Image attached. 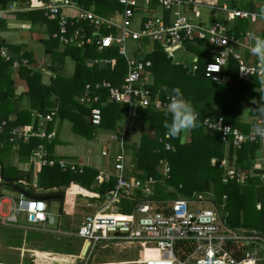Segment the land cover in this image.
Segmentation results:
<instances>
[{
    "label": "crops",
    "instance_id": "1",
    "mask_svg": "<svg viewBox=\"0 0 264 264\" xmlns=\"http://www.w3.org/2000/svg\"><path fill=\"white\" fill-rule=\"evenodd\" d=\"M73 1H77L78 4L84 9V5L81 3V0ZM44 2L45 0H13L7 4L6 9H0V16L4 18L3 24L7 28L5 29L3 26L0 28V44L4 41L14 44L24 43L25 49H31L33 51V57L38 59L40 58L39 64H48L47 60L50 59L49 56L51 53H53L56 58H59L62 55L60 53H56V51H58L57 46L48 48V45L44 43L41 47H39V45L37 46L36 41H34L37 38L42 37V31L45 30V25H43L37 19L34 24H30V19L36 18V16H34L36 14L35 12H42L38 6ZM221 6H226L229 11L245 10L249 12H256L260 16L255 21L239 18L227 20L226 14L222 11ZM91 8L93 10V7ZM152 11L157 13L162 18L164 24H169L174 16L178 13L185 14L187 17H193L195 12H199L198 20L201 22L207 23L212 22L213 20L222 21L227 26L228 35H233L239 41V43L232 44L233 49L240 53L241 60L247 63L252 62L256 58V56L250 53L248 48L253 46L254 43V41L250 38V34L264 37V0H194V3L190 6L183 5L171 11H166L157 5L154 6ZM23 13H28V15H22ZM63 14L65 19H67L69 22H74V24H83L84 20L82 19H78V22H76L77 15L74 9L64 10ZM110 15L118 23L121 22V16L118 7L113 8ZM136 15L139 16V19L137 21L136 28H131L133 31L138 30L143 21L141 16L142 11H137L132 19ZM117 16L120 17V20L116 19ZM57 23L58 22L56 21L55 24ZM90 28L91 25L89 28H86V32H88ZM14 29L19 30L22 32V34L11 41L10 35L9 37H6L5 35L9 34V32ZM22 29L25 30L21 31ZM72 30L73 26L68 29L70 33L66 32V37L72 35ZM80 31L82 34H84L85 27H80ZM100 32L104 35L112 34L113 36H118L120 34V29L118 27L106 28L102 26ZM246 33H249L248 37H246ZM57 34L60 35V31ZM31 41L34 42L31 43ZM128 41H132L134 44L131 51L128 50ZM108 48H115L116 51L115 54H113L115 58H123V60L120 59L119 61L124 73L122 80L115 79L112 80L114 82L111 83V81L108 79H101L103 81H108L113 85L120 84L126 76L127 57L144 58L150 61V66L146 70L144 77L148 81L145 86L151 90L152 96L157 95L160 98H164L170 93L169 91H166V87L161 84L158 86L159 90L154 89L156 84L155 81H157V77H159L158 75H161L167 79V82L172 81L174 83V87L171 88L179 87L178 85H180L183 81L187 84L186 86L185 83H182L181 88H179L184 94V97L193 105L194 109L198 113V117L199 115L204 116L203 119L206 117L214 118L217 116L216 114L218 111H222L226 117H230V120L234 121L233 119H235L236 121L248 124L245 125L247 128L250 127L247 130H242L236 127L242 132H248L252 129L253 125L256 124L260 114L264 113V101L259 99V92L264 91L262 79L258 76H250L246 79L239 78L237 76V67L239 63L238 60L231 56L228 58L226 67L223 68L220 74V82H213L204 77V66L212 59V54L211 47L203 40L185 42L184 44L173 48L170 53L162 49L158 43L146 37L140 38L138 40L128 38L125 41L127 53L126 56L119 54V46L116 42H114ZM104 49L106 48L98 49L97 46H95V48H87V50H91L93 52L89 56H86V66L90 68L94 66H97L98 68L107 67V65L110 64L109 59L96 56L99 54H105V52L102 53ZM179 50H184L186 53H193L192 57L190 58V63H185L176 59L175 56ZM155 52L165 54V56L170 60H166V63H163V61L159 60L158 62L160 63L157 62L158 65H155L154 61H152V56L155 54ZM157 53L156 55H158ZM42 58L44 59L42 60ZM115 58H113V66L116 63ZM64 64L65 72L68 73L69 76L74 77L76 64L74 65L70 58L67 57L65 58ZM172 66H179L177 68L180 69V72L174 74L177 76V78L169 73V69ZM51 73L52 72L50 71L48 74ZM14 74L18 76L16 77V80L20 82L16 94L20 93L21 97L14 95L12 100L9 102V109L10 111L16 110L17 112L26 110L32 112L31 116L33 121L29 122V127L25 128L24 130H33L35 134L27 141H22L19 138L16 140H11V131L9 130L10 132L9 134L7 133V138L0 140V264H32L30 262L31 254L38 255L44 252L52 255V251L58 249L56 245L58 244V240L66 241L73 235L79 237L77 235L78 226L81 224L86 215L100 209L108 212H134L135 201L132 199L121 198L119 202H116V205L115 203H110V195H108V190L115 185V177H113L108 182L98 184L95 180V176L101 171L113 172V164L116 160V155L119 152V146L121 145L120 141H122V144L125 145V175L127 177L139 178V176L134 174L135 152L139 147L138 145L140 144V139L143 136L142 131L145 132V130L148 129V125L143 122L142 119L136 118L134 108L131 111L127 109V113L120 115V117L115 122L114 132L111 130L98 128V130L104 131H100L98 134H96L97 136L93 140H87L83 136L77 134L73 130L71 122L68 120L59 121L58 119L55 121V123L50 124L49 133L53 134V136L47 138V134L46 137H44L43 135L46 133V128H49V125L47 124L48 121H44L41 115H39V117L42 119H36L37 121L35 120L38 111L37 109L32 108V104H29L30 98L27 95L25 81L18 75L17 71H14ZM186 74L187 76H190V78H187ZM191 77L196 78L192 79ZM251 79L256 80V82L254 83L253 89L246 92V94H248L247 98L245 93L244 95H241L238 91L233 90L235 87L237 89L236 83L250 81ZM202 80H205L207 84H201L200 81ZM183 86L186 87L184 91L182 89ZM202 90H206L207 93H203ZM82 93L81 95H83ZM234 94L236 97H233ZM102 96L103 93L100 94V99ZM256 102L258 104H255ZM104 103L105 101L103 104ZM54 104V107L56 108L59 106V102H55ZM219 105H222L220 109H218L220 107ZM135 106L137 105L135 104ZM160 112H167V110H161ZM167 115L166 121L170 122L171 117L169 114ZM208 131L211 133H216V131ZM180 136V144H187L190 141V130L181 133ZM165 137L168 138L166 135ZM41 139L43 142H51V147H49L48 152L50 156L65 158L78 164L82 168L83 166H86L91 169L89 170V174L91 173V183H89L86 179L81 180L75 172L70 171L68 174H63L64 172L62 170H57L55 167L43 168L40 165V162L42 159H46V151L44 152L43 150L42 154L41 152H38L37 155L34 154L38 150V147L42 145ZM167 141L166 144L170 145V143ZM34 142L36 144H33ZM252 143L257 144L258 148L255 150L254 159L252 161L253 163L250 165V168L242 169L235 164H229L228 149H226L224 157L221 159V161L224 160L227 162V164L236 166L246 175H255L254 170L256 167L264 169V141L258 140ZM229 145H232V143ZM229 145H227V148ZM97 146L100 147V153L96 151ZM131 147H134V149L132 150ZM103 151H106L107 153L103 155ZM212 160H216L217 164L218 159L216 157H212L210 159L211 165L215 166L216 164H212ZM164 161L168 163L166 159H164ZM156 170L158 171V177H162V167L160 164L157 166ZM143 176H145V174H142L140 177ZM147 177L148 176H145L139 179H145ZM169 177L170 170L165 182L155 186L156 194L153 197V201H155L153 202V205L157 209L159 205L162 204L160 203L161 201L173 200V198L158 197V189H161V186L164 187L165 193L176 190L174 186L168 184L167 181ZM244 180L240 182L237 180L236 181L242 184L244 183ZM261 182L264 184L262 180ZM23 193L27 196V198L43 199L46 202L47 215L44 222L38 224H29L26 220L27 222L24 221L19 223L18 216L21 213L17 214L16 221L7 220L11 215V210L14 207L15 201L20 196V194ZM197 193L205 195L203 196L201 202L200 200H197V197H194ZM132 194L139 196L141 193L137 190H134ZM179 197L194 199L195 202L190 203V206L193 209H197L198 207L213 206L219 208L220 206L213 195V191H194L189 197ZM128 200H130V202H128ZM123 201L128 202L127 205L131 206L128 211L123 210ZM260 207L261 204L257 203L256 208L260 209ZM22 215L25 217L24 214ZM225 216L226 215H224V217ZM73 229L76 231V233L73 232ZM102 242L103 245H105L107 244L106 242L111 241ZM85 243L86 242L83 241V247ZM245 244L248 246L247 248H242L239 245L236 246L243 255L246 251L251 252L255 249L252 244ZM146 246L154 248L152 245ZM182 247L181 245H176L175 253L184 255L183 249L185 250V248ZM95 248L96 246L92 249V251L89 250L88 244L86 253L91 251L89 253L92 254ZM227 250L229 251L228 248ZM154 251L155 253L153 255L157 256L158 251L155 249ZM229 252L231 253V251ZM86 253L82 256H85ZM84 264H88V261H86V263L84 261ZM139 264L142 263L140 262Z\"/></svg>",
    "mask_w": 264,
    "mask_h": 264
},
{
    "label": "built area",
    "instance_id": "2",
    "mask_svg": "<svg viewBox=\"0 0 264 264\" xmlns=\"http://www.w3.org/2000/svg\"><path fill=\"white\" fill-rule=\"evenodd\" d=\"M123 6L120 11L121 22L118 23L113 17H103L94 13L92 10L83 9L77 1L73 0H48L40 4L39 9L43 10L45 15L60 18L59 39L63 43H69L77 39V34L66 37L68 21L65 19L63 11L74 9L77 19L88 21L95 26L92 35L97 36L95 44L98 49L108 48L114 42L119 46V54L126 56L125 41L130 38L138 40L140 38H149L158 43L162 49L170 51L185 42L194 40H203L211 47L212 59L208 61L203 70L206 79L213 82H220V74L228 58L231 56L238 60L237 76L246 79L250 76H258L262 79L264 85V61L256 57L252 62L241 60L240 53L236 52L232 44L239 43L233 35H228L227 26L219 20L212 22H201L198 20L199 12H195L193 17H187L185 14L178 13L169 24H164L162 18L152 11L154 6H160L166 11L179 8L183 5L190 6L194 0H110ZM226 14V19H249L257 20L260 16L256 12L245 10H230L226 6H221ZM137 11H142V23L138 30H131L127 27L128 20L132 19ZM102 26L106 28L118 27L120 34H102ZM80 31V28L78 32ZM81 32V31H80ZM249 33H246V37ZM87 42V41H86ZM82 43V42H81ZM252 46L248 47L249 49ZM1 54L7 56L5 50ZM150 61L144 58L127 57V72L125 79L118 85H113L108 81H102L101 85L107 89L108 101L123 102L127 101L129 111L135 104L150 107L155 110H167L169 95L164 98L152 96L151 90L145 86L147 80L144 74ZM264 87V86H263ZM102 91V90H101ZM100 95H91L87 87L80 101L90 105L89 122L91 125H99L101 122V109L94 105L100 101ZM50 119V118H49ZM205 127L210 131L220 133L222 140L226 145L232 143L235 148H241L242 144L264 141L256 129L264 127V113L260 114L255 125L248 132H242L236 127L231 126L221 117H206L203 120ZM2 125H0L1 128ZM11 140L19 138L27 141L35 134L33 130H21L14 127L11 131ZM52 137L49 133L47 138ZM119 146V152L113 164V172L101 171L95 180L98 184L108 182L115 177V185L108 190L110 203L119 202L121 198H129L135 201V210L131 213L108 212L105 210H96L85 216L78 226L77 235L88 242L89 250L102 241L120 240L124 243H139L143 245H152L158 251L157 256L147 258L143 264H261L264 263V238L255 234L240 233L241 230L233 229L226 224L224 220L225 210L223 204L219 203V208L198 207L193 209L190 203L194 199L178 197L173 200L161 201L158 207L153 205V197L156 194L155 186L165 182L169 175V166L165 161H161L162 177L155 178L148 176L145 179L127 177L124 168V145ZM170 147L166 144V148ZM43 152V146H39L34 153ZM103 155L107 152L103 151ZM48 165H54V161L42 159ZM53 162V163H51ZM45 164V165H46ZM216 164V160H212ZM59 166L65 170L76 171L78 166L59 162ZM220 166L224 170L222 181L224 183L230 180L243 181L247 175L234 165L221 161ZM82 169H79L81 171ZM261 180L264 182V173L261 174ZM134 190L141 194L135 196ZM203 194H195L200 202ZM1 210V202H0ZM24 214L26 220L31 224L42 223L46 220V205L40 199L27 198L24 194L15 201L11 210V215L7 220L16 221L17 214ZM244 241L250 243L255 248L253 251H246L241 259H236L226 248L228 241ZM176 245H185L189 249H183V254H176ZM182 247V248H183ZM89 251V252H91Z\"/></svg>",
    "mask_w": 264,
    "mask_h": 264
},
{
    "label": "trees",
    "instance_id": "3",
    "mask_svg": "<svg viewBox=\"0 0 264 264\" xmlns=\"http://www.w3.org/2000/svg\"><path fill=\"white\" fill-rule=\"evenodd\" d=\"M10 1L13 0H0V9H6ZM46 2H48V0H45L44 3ZM110 2L112 1L81 0L84 9L92 10L91 7H93L92 11L96 14L98 13V15H103V17L109 16L113 8L118 7L119 11L123 10L122 5ZM35 13L34 16H36V18H31L30 24H34L37 19L45 25V30L42 31V37L34 40L37 46L39 45V47H41L44 43L48 45V48L57 46L58 51H56V53L62 55L56 58V56L51 53L49 56L50 59H46L48 64H39L40 58L33 57V51L31 49H25L24 43L14 44L4 41L0 44V125H2L0 128V140L7 138V133L9 134L14 127H21L20 129L24 130L29 127V122L33 121L31 116L32 112L28 110L17 112L16 110L10 111L9 109V102L12 100V97H14V95L20 96V93L16 94L20 82L16 80L18 76L14 74V71H17L18 75L24 79L27 95L30 98L29 104H32V108L38 111L35 120L40 119L41 117H39V115H41L44 121H48L47 124L49 128H46V133L43 135L44 137L49 133L50 124L55 123L57 119L59 121L68 120L71 122L73 130L87 140H93L100 131L111 130L114 132L115 122L120 115L127 113V109H129L128 102L123 101L118 103L108 101L106 97L107 89L102 87L101 82L103 80L101 79H108L111 83L114 82L112 80L115 79L122 80L124 70L119 60H123V58H115V56H113L116 51L115 48H106L102 52H105V54L96 56L109 59L110 64H108L107 67L98 68L94 66L90 68L86 66V56H89L93 52L87 50V48H95V41L98 40L96 38L97 36L92 35L95 26L91 25L88 21H83V24H74V22L72 23L67 20V28L69 29L73 26L72 35L77 34V39H73V41L69 43H63L57 34L60 30V18L47 16L43 10L41 13ZM22 15L27 16L28 13H23ZM56 21L58 22L57 24H55ZM3 22L4 18L0 16V28L3 26V28L7 29ZM90 25V30L86 32V28H89ZM80 27H85L84 34L80 31L78 32ZM68 29L67 32L70 33ZM68 37H71V35ZM34 41H31V43ZM2 49L6 51L7 56L1 54ZM156 53L157 52L152 56V61H154L155 65L160 63L158 62L159 60L163 61V63H166V60H170L165 54L159 52L157 53L158 55H156ZM66 57L70 58L74 65L76 64L74 77L69 76V74L65 72L64 61ZM113 58L116 60L114 66ZM43 59L44 58H42V60ZM50 71L52 73L48 74ZM158 76L157 81H155V90L158 89L160 84L164 85L167 91L168 88L174 87L172 81L167 82L166 78L161 75ZM186 77L190 78L187 74ZM191 78L193 79L196 77ZM255 82L256 80L251 79L250 81L236 83L237 89L233 87V90L244 95L245 91L247 92L253 89ZM182 83L185 82L183 81ZM182 83L178 85L180 88ZM185 85L187 86L186 83ZM87 87H89L91 95H100L103 93L98 104L94 103V105L101 109V122L99 125L90 124V105L80 101L82 97L81 93L82 91L84 93ZM185 88L186 87L183 86V91ZM202 92L207 93L206 90H202ZM233 97H236V95L234 94ZM104 101L105 103L103 104ZM55 102H59L57 108L54 107ZM255 104L258 103L256 102ZM136 105L137 106L133 107V109L135 108L136 118L142 119L143 122L148 125V128L153 130L154 135L149 136L146 132L143 133L140 144L138 145L139 147L135 152L134 174L139 176V178L145 176L158 177L156 168L162 160L164 161V159H166L170 166V177L167 182L169 185L174 186L176 190L165 193L164 187L161 186V189H158L159 198L176 199L179 196L189 197L194 191H213V195L217 202L224 204V209L226 211L224 220L229 227L241 230L240 233L255 234L264 238V184H262L260 180V174L264 172V169L256 167L254 170L255 175H247L244 183L240 184L236 180L224 183L222 181L224 170L220 167L221 159L224 157L226 149H228L229 164H235L242 169L250 168L258 145L247 141L242 144L240 149H235L232 145H229L227 148L220 133L209 132L203 123L204 116L200 115L197 121L198 127L190 130V141L183 145L180 144V135L175 138L165 137V132L167 130L164 124L166 122L167 112L153 110L150 107L140 104ZM219 106L218 109H220L222 105ZM216 115L223 118L224 121L230 123L234 127H238L242 130L250 128L245 126L248 125L246 123L236 121L235 119H233L234 121L230 120V117H226L222 111H218ZM98 128L104 130H98ZM166 141L171 145L168 149L166 148ZM41 142L44 152L46 151L47 153L46 159L56 160V157H52L48 153L51 142H43V140ZM33 144L36 143L34 142ZM131 149L133 150L134 147H131ZM124 157L125 154L123 155V158ZM212 157L218 159L215 166L210 163ZM60 161L68 165L71 163L76 164L65 158L59 157V160L53 166L43 165L42 167H55L57 170H62L64 172L63 174H68L71 170H63L59 166ZM77 166L80 168H77L76 171L72 170L71 172H75L81 180L86 179L91 183V173L89 174V170L91 169L86 166L82 168L78 164ZM79 169L82 170L79 171ZM142 174H145V176L140 177ZM123 202V210L128 211L131 206H128L127 203L130 202V200H128V202ZM257 203L261 204L260 209L256 208ZM238 245L242 248L248 247L243 241L239 240L227 242V248L231 251L232 255L236 259H241L244 255L237 249L236 246ZM186 249L189 248L186 247Z\"/></svg>",
    "mask_w": 264,
    "mask_h": 264
},
{
    "label": "rangeland",
    "instance_id": "4",
    "mask_svg": "<svg viewBox=\"0 0 264 264\" xmlns=\"http://www.w3.org/2000/svg\"><path fill=\"white\" fill-rule=\"evenodd\" d=\"M116 19L120 20V17H116ZM139 19V16L136 15L133 19L128 20L127 27L129 29L136 28L137 21ZM25 29H22L23 31ZM22 32L19 30H12L9 32V34H6L5 36L9 37L10 40L13 41L14 38L20 36ZM132 41H128V50H132L133 46ZM192 52H185L184 50H179V52L176 54V59L181 60L185 63H190V58L192 57ZM180 69H178L175 66H172L169 69V73L173 75L175 78H177L176 73H179ZM201 84L206 85L207 82L205 80L200 81ZM173 88H168V91L171 92ZM241 94V93H240ZM246 91L245 96L247 98ZM49 117V116H48ZM43 118V117H42ZM40 118V119H42ZM144 133V131H142ZM145 132L152 136L154 135V132L152 129H146ZM49 134V133H48ZM53 136V134H52ZM189 140V139H188ZM99 146L96 147V151L100 153ZM34 156V155H33ZM59 160V158L56 157V160L54 161V164ZM53 163V162H51ZM46 162L41 160L40 165H45ZM48 165V164H46ZM71 165H73L71 163ZM77 166V164H74ZM43 201L47 207L46 202L43 199H40ZM117 203H115L116 205ZM19 223L27 222L25 217L20 214L18 216ZM29 223V222H28ZM31 224V223H29ZM73 232L76 233V231L73 229ZM66 237V236H64ZM68 238V237H67ZM111 242H106L107 244L103 245V242H99L96 245V248L93 250L92 254L89 252L86 253L85 256L81 255L82 251V243L83 239L77 237L76 235L71 236L66 241L64 240H58L57 250L52 251V255L49 253L42 252L41 254L34 255L31 254L30 262L32 264H84V261H88V264H139L140 262L143 264L144 261L147 258L154 257L153 255L155 253L154 248H151L146 245H137L139 243H124L120 240L112 241V240H106ZM134 244V245H131Z\"/></svg>",
    "mask_w": 264,
    "mask_h": 264
},
{
    "label": "clouds",
    "instance_id": "5",
    "mask_svg": "<svg viewBox=\"0 0 264 264\" xmlns=\"http://www.w3.org/2000/svg\"><path fill=\"white\" fill-rule=\"evenodd\" d=\"M250 38L254 41L253 46L249 49L250 53L264 61V37L250 34ZM167 114L171 117L170 122L166 121L164 124L167 137L175 138L183 132L198 127V113L191 102L184 97L179 87L173 88L169 93ZM256 132L264 137V127L257 128Z\"/></svg>",
    "mask_w": 264,
    "mask_h": 264
},
{
    "label": "water",
    "instance_id": "6",
    "mask_svg": "<svg viewBox=\"0 0 264 264\" xmlns=\"http://www.w3.org/2000/svg\"><path fill=\"white\" fill-rule=\"evenodd\" d=\"M259 99L262 100V101H264V91H260L259 92ZM0 187H1V184H0ZM87 247H88V242H86L84 244L83 251H82V255H84L86 253Z\"/></svg>",
    "mask_w": 264,
    "mask_h": 264
}]
</instances>
